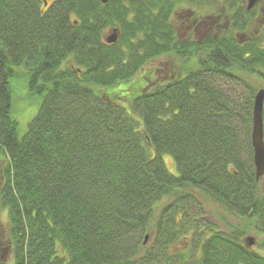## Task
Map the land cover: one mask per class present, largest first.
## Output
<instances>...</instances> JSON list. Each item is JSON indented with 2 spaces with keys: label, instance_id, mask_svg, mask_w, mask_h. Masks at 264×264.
Wrapping results in <instances>:
<instances>
[{
  "label": "trees",
  "instance_id": "16d2710c",
  "mask_svg": "<svg viewBox=\"0 0 264 264\" xmlns=\"http://www.w3.org/2000/svg\"><path fill=\"white\" fill-rule=\"evenodd\" d=\"M181 5L215 9L224 36L179 40ZM165 55L176 60L167 81L127 88ZM19 71L39 100L23 134L11 115ZM260 89L264 0L250 11L241 0H0V258L264 264V244L247 247L245 229L199 221L205 197L264 233L251 143ZM262 120L264 143V102ZM188 235V257L171 254Z\"/></svg>",
  "mask_w": 264,
  "mask_h": 264
},
{
  "label": "rangeland",
  "instance_id": "374dc122",
  "mask_svg": "<svg viewBox=\"0 0 264 264\" xmlns=\"http://www.w3.org/2000/svg\"><path fill=\"white\" fill-rule=\"evenodd\" d=\"M241 3L244 7L247 6V0H241ZM226 22L227 21L222 19L221 15L218 14L212 7L195 9L190 8L188 5H181L171 14V23L175 28L177 38L181 41H185L189 36L193 40L202 39L212 32L216 33L217 36H224ZM175 62L176 60L169 55L161 56L149 61L135 76L133 82L130 83V86L127 85V88H131L135 83L139 84L140 81L142 87L144 84V76L145 78H151V80H154L157 84L167 81ZM120 86L121 88L126 87L124 84H121ZM11 99V115L18 123V133L23 134L26 130L28 122L35 116L38 110L39 100L28 94L26 81L24 80L21 71H19L17 78L11 81ZM163 161L167 170L170 173L175 174L176 169L172 158L165 155L163 157ZM200 202L202 204L203 215L199 221L203 220L204 217V219L213 224L220 231H226L231 226H235L241 230L245 229L246 235L242 238V241L246 243L247 239H251V249L262 253L260 248L264 244V233L261 235L256 234L257 232L253 229V227L248 226L246 222H237L234 219H231L216 204L205 197H201ZM2 221L5 224L4 215L2 216ZM147 236L149 237L146 240L145 247L149 248L152 243H154V240L152 234ZM189 241L190 235H188V238H183L179 242H176L171 254H181L187 258L189 255ZM152 251L154 252L155 248L152 249ZM3 255L4 258H0L1 262L3 261V264H12L11 254L9 252H5ZM177 258L178 257L174 258L175 264H180V261H178Z\"/></svg>",
  "mask_w": 264,
  "mask_h": 264
},
{
  "label": "water",
  "instance_id": "95a60500",
  "mask_svg": "<svg viewBox=\"0 0 264 264\" xmlns=\"http://www.w3.org/2000/svg\"><path fill=\"white\" fill-rule=\"evenodd\" d=\"M109 0H100L104 5L107 4ZM261 0H247L246 10L250 11L255 5H257ZM46 6V2L44 3ZM117 31H113L106 38V43L111 44L117 40ZM263 102H264V89H260L254 96L253 108H252V129H251V143L253 148V164L255 178L259 181L264 176V143H263ZM148 236L144 238V244L146 243ZM247 247L252 246V240H246Z\"/></svg>",
  "mask_w": 264,
  "mask_h": 264
}]
</instances>
